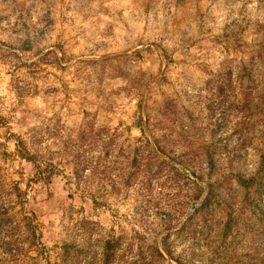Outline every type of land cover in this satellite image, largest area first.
I'll use <instances>...</instances> for the list:
<instances>
[{
    "label": "rangeland",
    "instance_id": "1",
    "mask_svg": "<svg viewBox=\"0 0 264 264\" xmlns=\"http://www.w3.org/2000/svg\"><path fill=\"white\" fill-rule=\"evenodd\" d=\"M263 146L264 0H0V264H264Z\"/></svg>",
    "mask_w": 264,
    "mask_h": 264
},
{
    "label": "trees",
    "instance_id": "2",
    "mask_svg": "<svg viewBox=\"0 0 264 264\" xmlns=\"http://www.w3.org/2000/svg\"><path fill=\"white\" fill-rule=\"evenodd\" d=\"M22 145H23V147H22ZM18 146H21V147H19L20 149L18 152L23 158H25L29 161H36V159L33 155H30L29 153L26 152V148H24L25 147L24 141H20L18 143ZM263 148H264V146H263ZM154 153H155V155H158V154H156L155 151H154ZM258 158H259V161H258L256 170H255L253 176L251 175V176L245 178L244 176L237 174L235 177V181L240 185V187H243V189H247V191L252 189L254 186H257V188L259 187V188L264 189V150L259 152ZM164 163H165V161H164ZM39 171H41V169H39ZM208 173L210 175H213L214 174V168L211 167L209 169ZM39 174L41 175L44 173L41 171V172H39ZM232 177H234V175ZM196 186L199 189V193L197 194L195 200L199 201L204 194V188L202 186H200V184H196ZM210 186H211V190L209 191V193L205 197V199H204L203 203L201 204V207L199 208L198 212H201V211H204V210L210 208L211 199L213 197V195H212V193H213L212 192L213 191L212 184ZM5 189H6V181L3 180L1 175H0V215H10L8 213L9 210H7V208H6V206H7L6 204H8L9 201H8V203H6L7 199H5V197L2 200L3 196L6 195L7 198L10 199V204H12V202H13V201H11V197L14 195V191L18 192V196H21L18 187H10V190L8 192H6ZM10 206H12V205H10ZM9 220L13 221L12 218H10ZM0 225H1V223H0ZM158 254L160 257L164 258L163 254L160 251H158Z\"/></svg>",
    "mask_w": 264,
    "mask_h": 264
}]
</instances>
